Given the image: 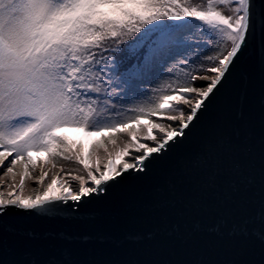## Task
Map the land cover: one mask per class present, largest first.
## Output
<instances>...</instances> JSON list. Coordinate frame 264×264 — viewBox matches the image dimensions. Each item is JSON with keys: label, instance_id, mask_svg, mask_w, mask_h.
Masks as SVG:
<instances>
[{"label": "snow or ice", "instance_id": "6c2138e0", "mask_svg": "<svg viewBox=\"0 0 264 264\" xmlns=\"http://www.w3.org/2000/svg\"><path fill=\"white\" fill-rule=\"evenodd\" d=\"M257 34L264 58V7L254 0H0V171L14 179L18 162L44 151L45 163L75 161L86 173L62 168L77 190L58 174L24 196L25 163L20 183L7 196L0 192V213L70 212L126 174L143 173L147 161L191 135ZM64 128L100 137L107 163H89L91 147L77 153ZM118 133L129 139L113 154L104 141L115 145ZM214 151L209 143L197 162ZM47 177L44 171L34 182Z\"/></svg>", "mask_w": 264, "mask_h": 264}, {"label": "water", "instance_id": "95a60500", "mask_svg": "<svg viewBox=\"0 0 264 264\" xmlns=\"http://www.w3.org/2000/svg\"><path fill=\"white\" fill-rule=\"evenodd\" d=\"M254 3L264 7V0ZM207 105L186 140L80 207L0 213V264H264L259 34ZM209 143L213 158L198 163Z\"/></svg>", "mask_w": 264, "mask_h": 264}, {"label": "rangeland", "instance_id": "374dc122", "mask_svg": "<svg viewBox=\"0 0 264 264\" xmlns=\"http://www.w3.org/2000/svg\"><path fill=\"white\" fill-rule=\"evenodd\" d=\"M72 131L73 130L69 129V130H66L65 133L69 136V138L73 141V143L77 144L76 152L84 153L89 150V147H91V159L89 160V163L94 165L96 162V159L99 158L100 163L102 164L104 157L108 155L103 150V148L97 147V144L99 143L101 138L100 139L96 138L90 145H86L85 142L78 141V138L74 137L75 135ZM112 139L116 140L115 145L109 143L108 140H105L104 143L107 145L108 151L115 154L116 151H118L120 148L123 147L125 143H127L129 137L127 133H118L116 135H113ZM30 155L32 157L31 161L25 158L24 161L17 163L16 167L13 170L15 174L14 179H13L12 173L5 175L6 168L0 173V179L2 180V182L0 183V186L4 184V187H3L4 191L9 193L10 191H12L13 185H18L20 183L21 174L24 172L23 165L25 163L28 164V175L25 177V184H24V191H23L24 196H26V194L29 193L31 189L32 181L37 178L39 171H48L49 173H51V175L49 176L51 178L56 177L58 174L61 175V177L64 176V173L61 172L62 168L64 169L65 172L71 171L73 174H76V175H79L81 173L86 174L82 166L78 165L75 161L68 162V161H64L62 158H56L54 160H51V162L45 163V161L49 159L47 152L45 153V156L42 154L34 155L33 153ZM10 160H11V157L9 158V161ZM53 163H55L56 165L55 168L52 167ZM46 187L47 186H45V188Z\"/></svg>", "mask_w": 264, "mask_h": 264}, {"label": "bare ground", "instance_id": "6f19581e", "mask_svg": "<svg viewBox=\"0 0 264 264\" xmlns=\"http://www.w3.org/2000/svg\"><path fill=\"white\" fill-rule=\"evenodd\" d=\"M106 160V159H105ZM8 163V162H6ZM103 166V165H102ZM103 170V169H102ZM2 171H0L1 173ZM42 172L44 171H39L38 175H37V178L35 180L32 181V184H31V189L29 191L28 194H26V196L28 195H32V196H35L38 192L42 191L44 189V184H38V183H35L34 181H37L39 176L42 174ZM48 172V171H47ZM2 182V180L0 179V183ZM4 187V184L0 186V192H3L5 196H7L8 192L4 191L3 189Z\"/></svg>", "mask_w": 264, "mask_h": 264}, {"label": "built area", "instance_id": "2783aa9c", "mask_svg": "<svg viewBox=\"0 0 264 264\" xmlns=\"http://www.w3.org/2000/svg\"><path fill=\"white\" fill-rule=\"evenodd\" d=\"M144 123H147V121L146 122H144ZM105 135V137L106 136H108L109 134L108 133H106V134H104ZM114 135H116V134H114ZM96 138H99L100 139V137H96ZM106 159V160H105ZM107 159H108V156H106V157H104V159H103V163L101 164V165H104V164H106L107 163ZM103 169V168H102ZM51 175V173H49L48 172V177ZM73 175H76V174H73ZM79 175H86V174H83V173H81V174H79ZM61 176V175H60ZM47 177V179H46V181H45V184H44V188H45V186H47V184H49V183H51L52 182V179L53 178H51V177H49L48 178ZM55 178V177H54ZM64 180H68L69 181V185L74 189V190H77L78 189V182L77 183H73V182H71V180H70V178L68 177V176H66V175H64V176H62V180H61V184H63V181ZM67 186V185H66ZM60 187V185H57V188H59Z\"/></svg>", "mask_w": 264, "mask_h": 264}, {"label": "trees", "instance_id": "16d2710c", "mask_svg": "<svg viewBox=\"0 0 264 264\" xmlns=\"http://www.w3.org/2000/svg\"><path fill=\"white\" fill-rule=\"evenodd\" d=\"M92 141H93V137H86V136L84 137V142L87 143V145H90Z\"/></svg>", "mask_w": 264, "mask_h": 264}]
</instances>
